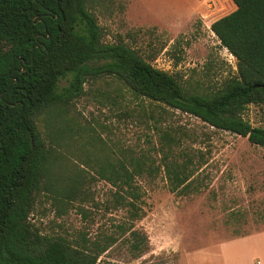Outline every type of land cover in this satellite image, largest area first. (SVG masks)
<instances>
[{
	"label": "rangeland",
	"instance_id": "1",
	"mask_svg": "<svg viewBox=\"0 0 264 264\" xmlns=\"http://www.w3.org/2000/svg\"><path fill=\"white\" fill-rule=\"evenodd\" d=\"M188 5L189 0H88L104 44H126L190 93H209L238 74L236 58L210 29L232 10L206 6L208 16L201 17ZM70 79H61L59 90ZM51 110L38 127L53 153L56 187L36 193L29 218L43 236L71 242L113 237L98 264H223L221 243L240 232L233 226L264 221V194L254 192L256 183L264 187L263 179L231 177L241 160H249L254 173L263 167L264 147L248 138L137 96L109 75L89 78L81 97ZM244 118L264 128V103L249 105ZM133 162L141 170L133 181L138 199L99 175L109 163L127 168ZM176 171L187 179L185 187L175 189ZM118 226L145 236V254L132 252L129 234Z\"/></svg>",
	"mask_w": 264,
	"mask_h": 264
},
{
	"label": "trees",
	"instance_id": "2",
	"mask_svg": "<svg viewBox=\"0 0 264 264\" xmlns=\"http://www.w3.org/2000/svg\"><path fill=\"white\" fill-rule=\"evenodd\" d=\"M225 7L232 11L210 29L236 58L238 74L216 91L190 93L126 44H104L88 0H0V264H98L115 243L113 237L71 242L43 236L29 220L36 193L56 187L53 153L38 121L47 110L81 97L91 77L114 76L137 96L264 147V128L244 118L249 105L264 103V0H230ZM97 60L106 62L93 66ZM69 76V86L59 90ZM119 164L100 168V177L138 199L133 181L140 164ZM181 173L174 172L175 189L185 187ZM118 227L129 234L132 252L145 254V236Z\"/></svg>",
	"mask_w": 264,
	"mask_h": 264
},
{
	"label": "crops",
	"instance_id": "3",
	"mask_svg": "<svg viewBox=\"0 0 264 264\" xmlns=\"http://www.w3.org/2000/svg\"><path fill=\"white\" fill-rule=\"evenodd\" d=\"M188 1V0H186ZM189 8H192L193 13L201 15V17L208 16L205 14L206 6L225 7L230 0H189ZM213 5H212V4ZM263 155V154H260ZM256 157V156H255ZM249 160H241L243 163L240 167H233L232 176L238 180L239 177L253 179L254 177L261 178L264 181V160L263 167L258 172L254 173L250 170ZM256 178V179H257ZM261 183V182H260ZM254 192L258 196L264 194V187L254 185ZM264 220V219H262ZM239 224V223H238ZM259 226V227H258ZM255 227V228H254ZM258 227V228H256ZM233 231L239 230L230 239L224 240L220 245V254L223 264H264V221L255 223L251 221L250 224L242 223L238 228L233 226ZM192 255V254H191Z\"/></svg>",
	"mask_w": 264,
	"mask_h": 264
}]
</instances>
